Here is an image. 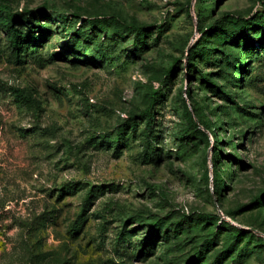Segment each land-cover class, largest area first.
<instances>
[{"label":"rangeland","instance_id":"rangeland-1","mask_svg":"<svg viewBox=\"0 0 264 264\" xmlns=\"http://www.w3.org/2000/svg\"><path fill=\"white\" fill-rule=\"evenodd\" d=\"M2 4L0 264H264V0Z\"/></svg>","mask_w":264,"mask_h":264},{"label":"trees","instance_id":"trees-1","mask_svg":"<svg viewBox=\"0 0 264 264\" xmlns=\"http://www.w3.org/2000/svg\"><path fill=\"white\" fill-rule=\"evenodd\" d=\"M0 9L4 10L5 16L3 23L7 27L8 31L11 33V38H10V45L13 48L15 52L18 51L20 48L21 43L23 42V30L26 26H30L35 22V18L33 15H30L29 12L23 11V12H11L8 7L5 4L0 5ZM228 18H225V22H216L215 27L217 29H221L228 38L232 42H236V38L241 36L243 34V31L246 29H250L252 26V21L249 19H236L233 18L231 15ZM227 20V22H226ZM91 22L98 23V21H94V19L90 20ZM81 27V24L72 31V35H75L79 32ZM247 44H251V42H246ZM245 44V43H244ZM187 118L189 121L192 123L193 120L191 118L190 113L187 111L186 112ZM201 126L204 129L208 128L207 123L204 121L200 122ZM205 139H207V135L205 133H202ZM215 179L217 180L215 188H218V171L215 170ZM100 188L98 187H91L88 189L85 199H84V206L85 208L91 203L92 199L95 198L96 193L99 191ZM141 247L145 249L144 242L142 243Z\"/></svg>","mask_w":264,"mask_h":264}]
</instances>
